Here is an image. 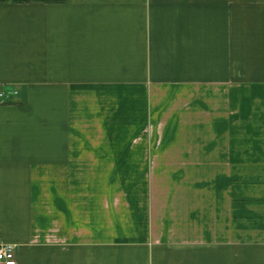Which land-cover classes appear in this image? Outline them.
Segmentation results:
<instances>
[{
  "label": "crops",
  "instance_id": "crops-1",
  "mask_svg": "<svg viewBox=\"0 0 264 264\" xmlns=\"http://www.w3.org/2000/svg\"><path fill=\"white\" fill-rule=\"evenodd\" d=\"M10 89L17 264H264V0H0Z\"/></svg>",
  "mask_w": 264,
  "mask_h": 264
},
{
  "label": "built area",
  "instance_id": "built-area-1",
  "mask_svg": "<svg viewBox=\"0 0 264 264\" xmlns=\"http://www.w3.org/2000/svg\"><path fill=\"white\" fill-rule=\"evenodd\" d=\"M18 94L17 89L0 91V102L7 103L12 96ZM16 245L7 242L0 243V264H17Z\"/></svg>",
  "mask_w": 264,
  "mask_h": 264
}]
</instances>
